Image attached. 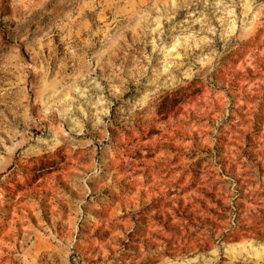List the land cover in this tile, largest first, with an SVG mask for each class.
Wrapping results in <instances>:
<instances>
[{"label": "rangeland", "instance_id": "1", "mask_svg": "<svg viewBox=\"0 0 264 264\" xmlns=\"http://www.w3.org/2000/svg\"><path fill=\"white\" fill-rule=\"evenodd\" d=\"M0 264H264V0H0Z\"/></svg>", "mask_w": 264, "mask_h": 264}]
</instances>
